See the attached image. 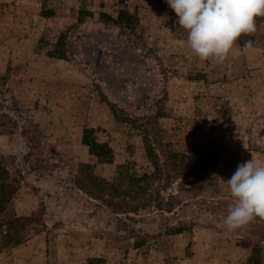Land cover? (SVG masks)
<instances>
[{"label":"rangeland","instance_id":"1","mask_svg":"<svg viewBox=\"0 0 264 264\" xmlns=\"http://www.w3.org/2000/svg\"><path fill=\"white\" fill-rule=\"evenodd\" d=\"M261 19L251 50L212 66L166 0H0V165L18 185L0 264H245L253 247L264 264V220L224 224L225 181L264 163ZM205 150L213 167L175 171Z\"/></svg>","mask_w":264,"mask_h":264},{"label":"clouds","instance_id":"2","mask_svg":"<svg viewBox=\"0 0 264 264\" xmlns=\"http://www.w3.org/2000/svg\"><path fill=\"white\" fill-rule=\"evenodd\" d=\"M186 32V44L202 62L212 66L240 54L238 41L258 31L264 18V0H166ZM251 50L253 42L243 46ZM232 198L224 224L229 231L243 230L264 220V163L253 158L238 165L225 181Z\"/></svg>","mask_w":264,"mask_h":264},{"label":"trees","instance_id":"3","mask_svg":"<svg viewBox=\"0 0 264 264\" xmlns=\"http://www.w3.org/2000/svg\"><path fill=\"white\" fill-rule=\"evenodd\" d=\"M261 21L262 19L258 18L257 23H260ZM254 38V35L242 36L239 40V43L244 45L245 41L251 40L253 42ZM84 142L90 147L91 152L101 160L104 157L112 155V148L107 143L97 142L88 133L85 134ZM174 156L175 160L177 159L176 161H178L179 163L175 171L180 175L184 174L186 176H195V174H197L198 172H202L203 168L199 169V167L206 163L208 166L213 167L216 159V156L214 152H212V150L196 151L193 154L174 153ZM155 165L157 166V171L162 170L161 162L159 160L155 161ZM86 167H89V165H86ZM83 171H85L88 176L87 182H84L82 184V188L85 189L93 197L100 198L101 196H103L104 191L109 188L106 183L99 180L95 175L87 171L84 166ZM17 186L18 185L15 179H13L10 170L5 166L0 165V210H3L8 202L12 199ZM245 264H263L262 256L257 247H253V249L251 250V254L247 258Z\"/></svg>","mask_w":264,"mask_h":264}]
</instances>
